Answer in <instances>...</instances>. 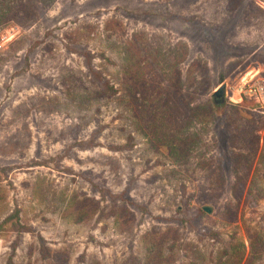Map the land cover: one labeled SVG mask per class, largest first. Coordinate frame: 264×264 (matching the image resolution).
<instances>
[{
	"label": "rangeland",
	"instance_id": "374dc122",
	"mask_svg": "<svg viewBox=\"0 0 264 264\" xmlns=\"http://www.w3.org/2000/svg\"><path fill=\"white\" fill-rule=\"evenodd\" d=\"M229 1L0 0V264H264V0Z\"/></svg>",
	"mask_w": 264,
	"mask_h": 264
},
{
	"label": "trees",
	"instance_id": "16d2710c",
	"mask_svg": "<svg viewBox=\"0 0 264 264\" xmlns=\"http://www.w3.org/2000/svg\"><path fill=\"white\" fill-rule=\"evenodd\" d=\"M241 2H244V0H231L229 1V4L231 6H236V5H240ZM88 63H89V70H90L91 77L93 81L100 87L102 93L108 97H113L117 95L119 91L112 84V82L105 75H103L102 72L92 68V66L90 65V60H88ZM243 104L251 105L250 101H248L247 99L244 100ZM213 118L216 119V116H214ZM23 227L25 228V226H22V228ZM25 229H28V228L26 227Z\"/></svg>",
	"mask_w": 264,
	"mask_h": 264
},
{
	"label": "built area",
	"instance_id": "2783aa9c",
	"mask_svg": "<svg viewBox=\"0 0 264 264\" xmlns=\"http://www.w3.org/2000/svg\"><path fill=\"white\" fill-rule=\"evenodd\" d=\"M243 88L247 94L253 95L258 101L264 103V80L253 78L245 82Z\"/></svg>",
	"mask_w": 264,
	"mask_h": 264
},
{
	"label": "water",
	"instance_id": "95a60500",
	"mask_svg": "<svg viewBox=\"0 0 264 264\" xmlns=\"http://www.w3.org/2000/svg\"><path fill=\"white\" fill-rule=\"evenodd\" d=\"M227 84L220 86L213 94L214 103L216 106H223L226 102ZM206 212L211 213V209L204 207Z\"/></svg>",
	"mask_w": 264,
	"mask_h": 264
}]
</instances>
